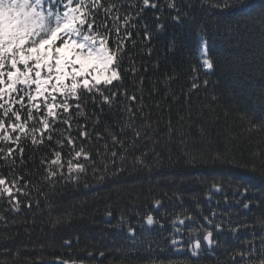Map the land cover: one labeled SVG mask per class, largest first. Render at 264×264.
Wrapping results in <instances>:
<instances>
[{"label":"snow or ice","instance_id":"6c2138e0","mask_svg":"<svg viewBox=\"0 0 264 264\" xmlns=\"http://www.w3.org/2000/svg\"><path fill=\"white\" fill-rule=\"evenodd\" d=\"M149 9L153 11L151 28L144 19ZM232 11L245 17L237 21L238 25L243 23L259 32L258 71L264 74V6L256 10L241 0H0V162L12 176L9 180L0 174V204L7 205L0 208V225L7 230L21 214L27 217L47 207L48 225L55 231L71 219V212L66 210L52 217L51 193L60 187L81 184L91 189L94 185L88 183L89 177L116 201L139 199L140 192L124 187L129 183L124 173L151 172L164 168L165 161L172 169L183 166L160 174L170 176L173 187H177L176 182L190 185L211 180V190L223 192V182L217 178L221 173L205 174L201 169L243 150L231 132L219 125L218 116L212 120V127L207 126L203 112L194 111L191 98L201 87V69L207 72L216 66L203 34L206 21L215 18L219 22L224 13ZM173 25H183L189 34L196 33L197 58L202 63L191 67L187 91L181 90L189 115L180 116V128L169 120L161 135L158 125L165 106L170 105L171 82L180 77L173 69L171 74L148 78L150 87L145 89L146 78L140 75L136 63L145 49L151 54L153 38L167 35ZM188 39L183 32L167 35L166 60L182 54ZM161 81L163 88L158 86ZM207 84L204 80L205 88ZM179 99L173 92L171 101ZM89 100L93 102L91 113L85 110ZM211 101L217 102L214 94ZM167 110L171 111L170 106ZM240 119L242 122L246 117ZM244 133L249 139L255 136L264 142V119L250 120L243 133L237 135ZM22 141H30L33 146L27 160ZM40 151H50V155L37 161L35 153ZM247 155L244 166H251L253 171L259 167L260 183L264 185V151L249 149ZM129 161L131 168L127 167ZM247 192L245 187L239 202L245 214L254 207L264 208V198L248 197ZM148 195L152 208L160 211L162 198ZM183 196L179 190L173 193L170 201L179 205V210L165 212L163 219L149 210L136 221L141 236H150L157 229L163 243L157 241L156 247L168 253L150 258L149 264H157V260L159 264H199L201 252L214 251L219 244L220 233H238L241 227L249 229L245 247L234 250L223 264H264V212L251 224L236 226L231 220L225 224L215 211L191 212ZM260 196L264 197V189ZM207 199L211 201V195ZM195 207L202 209L199 203ZM106 215L110 220L112 212L108 210ZM119 222L125 223L123 215ZM24 223L29 221L25 219ZM30 223L36 224L34 216ZM127 223L125 239L134 248L137 228L131 226L130 220ZM70 243L63 242L65 247ZM0 255V264H20L21 258L30 259L26 253L22 257L19 247L13 250L10 245L0 246ZM99 255L103 258L104 252ZM54 264L76 261L58 258Z\"/></svg>","mask_w":264,"mask_h":264},{"label":"trees","instance_id":"16d2710c","mask_svg":"<svg viewBox=\"0 0 264 264\" xmlns=\"http://www.w3.org/2000/svg\"><path fill=\"white\" fill-rule=\"evenodd\" d=\"M241 3H250L256 10L264 6V0H241ZM144 19L149 22L151 28L153 20L151 9L145 11ZM243 19L245 17L238 11H232L224 13L223 19L219 22L215 18L206 21L207 27L203 34L206 35L207 42L212 49L211 56L216 66L207 72L201 69L199 74L201 87L191 98L194 111H202L206 117L205 124L212 127V120L218 116L219 125L225 126L226 130L231 132L236 138L238 147L243 150L234 151L227 160H221L215 164L209 163L207 167L201 169L205 174L212 171L221 173L217 178L223 182V192L211 190V180L203 184L193 182L190 185H180L176 182L177 187H173V179L160 174L179 170L183 166L178 165L177 168L172 169L167 166V161H165L164 168L151 172L136 170L124 173L129 181L124 187L140 192L139 199L126 197L116 201L105 187L96 185L95 181L89 177L88 183L94 185L91 189L84 188L81 184L79 187H60L51 193L52 217L67 210L71 212V219L68 222L59 225L53 231L48 225L50 216L47 207L28 214L27 217L21 214L17 217V222L14 225L10 224L7 230L0 225V246L10 245L13 250L19 247L22 257L26 253L30 259L21 258L20 264H54L58 258L72 259L76 261V264H101V262L102 264H149L150 258L167 256L168 253L167 251L160 252L156 247L157 241L163 243L158 230L154 228L150 236H141L136 221L149 210L155 212L160 219L164 218L165 212L171 214L178 211L179 205H173L170 201L177 190L184 193L185 207L191 212L202 211V214H208L215 211L218 217H223L225 224L229 220L236 226L251 224L260 212H264V208L256 210L254 207L252 212L245 214V210L239 203L244 197L245 187L248 188V197L264 198L260 196L264 185L260 183L259 167L253 171L251 166H244L248 160V150L264 151V142L255 136L249 139L246 133L237 135L243 133L250 120L259 122L264 119V74L258 71L261 60L260 34L243 23L237 24V21ZM167 22L172 24L171 20ZM229 24L231 28L228 27ZM173 31L178 34L183 32V35L189 39L182 54L177 53L175 58L169 56L166 60L167 35L172 34ZM167 35L154 37L151 41V54L149 55L145 49L137 56L136 63L140 75L146 78L145 89L150 87L148 78L159 77L163 73L171 74L173 69L180 77L171 82V89L168 93L170 105L165 106L162 112V122L158 125L161 135H164L163 129L169 120L174 127L180 128L178 123L180 116L189 115L183 106V92L187 91L190 83L191 67L202 63L197 58L198 43L195 32L189 34L183 25H173L168 29ZM220 52L223 54L217 55ZM157 64H159L158 68ZM125 66H127V61ZM204 80L208 81L206 88L203 85ZM129 86H131L130 82ZM158 86L164 87L162 81ZM173 92L180 97L178 101H171ZM213 94L217 97V102L211 101ZM156 99H159V96ZM209 105L215 109V113L211 112ZM169 106L170 112L167 110ZM85 110L88 113L92 112L93 102L91 100L88 101ZM225 113H227V118H225ZM153 115L155 116L156 113ZM241 116L246 117L242 122ZM153 123L156 122L153 121ZM22 144L25 147L24 157L27 160L32 154L33 146L30 141H22ZM45 155H50V151L35 153V159L38 161L41 156ZM127 167H132L131 161ZM0 174L9 180L12 179L9 169L3 165V162H0ZM149 176L151 179H148ZM137 177L140 178L138 182H136ZM148 193L162 198L163 207L160 211L152 208L153 201ZM209 195H211V201L207 199ZM225 196L227 201H225ZM197 203L202 206L201 210L195 207ZM6 207V204H0V208ZM73 207L75 211L72 210ZM108 210L112 212L110 220L106 215ZM121 215L125 219L123 224L119 222ZM33 216L36 219L35 225L30 223ZM25 219L29 221L27 225L24 223ZM129 220L132 222L131 226L137 228V241L134 248L132 242L125 239ZM217 222L219 223L220 220L218 219ZM25 227H28L29 231H24ZM257 231H259L258 228ZM248 233L249 229L243 227L239 228L238 233L228 231L220 233L218 235L219 244L214 251H202L199 264H223L234 250L245 247L244 240ZM65 240L71 242L70 247L64 246ZM101 251L104 252L103 258L99 255ZM89 253L92 255L89 256ZM2 258L0 255V259ZM157 264H159L158 260Z\"/></svg>","mask_w":264,"mask_h":264},{"label":"bare ground","instance_id":"6f19581e","mask_svg":"<svg viewBox=\"0 0 264 264\" xmlns=\"http://www.w3.org/2000/svg\"><path fill=\"white\" fill-rule=\"evenodd\" d=\"M216 248V247H215Z\"/></svg>","mask_w":264,"mask_h":264}]
</instances>
